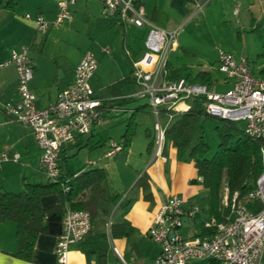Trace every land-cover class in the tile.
Here are the masks:
<instances>
[{
	"label": "built area",
	"instance_id": "1",
	"mask_svg": "<svg viewBox=\"0 0 264 264\" xmlns=\"http://www.w3.org/2000/svg\"><path fill=\"white\" fill-rule=\"evenodd\" d=\"M103 13L117 16L126 25L149 26L141 55H134L125 45V54L132 61V76L136 88L128 98H147L155 117L156 153L162 152L166 126L161 114L170 123L174 115L187 111L190 100L203 97L210 115L232 121H244L245 132L264 139V76L251 72L247 59L219 50L218 70L232 81L225 91H215L203 82H192L185 77L169 76L168 57L178 45V28H164L146 15L138 0H102ZM75 0H60L56 23L72 17L71 6ZM237 11V10H236ZM32 21L36 33L47 34L51 22L41 13L23 16ZM106 53L111 48L105 46ZM29 47L13 49L10 57L0 62V67L14 64L17 69L19 100L0 102L2 108L15 122L28 125L34 132L41 150V164L49 181H59L62 175L60 157L68 143L80 135L92 132L93 127L104 120L106 100L96 95L92 79L98 62L93 51L88 50L74 69L73 81L60 89L55 101L39 105L38 96L30 83L34 77V62ZM109 108V106L107 107ZM115 108V107H113ZM116 149L120 146L113 143ZM17 152L0 151L1 161H18ZM261 170L251 189L240 200L238 191L232 196L225 186L223 203L231 212L225 221L209 214L207 207L195 204L187 207L178 194L161 202L148 229L149 237L160 246L151 264H196V260L215 264H262L264 257V145L260 149ZM69 189V178L61 183ZM201 218L202 228L190 237L183 235L188 222ZM92 228L89 211L68 210L63 219V232L58 235L56 254L59 264H68L72 246L85 237ZM115 252L126 264L117 247Z\"/></svg>",
	"mask_w": 264,
	"mask_h": 264
},
{
	"label": "crops",
	"instance_id": "2",
	"mask_svg": "<svg viewBox=\"0 0 264 264\" xmlns=\"http://www.w3.org/2000/svg\"><path fill=\"white\" fill-rule=\"evenodd\" d=\"M55 1L56 7H46L45 2L35 1L32 7H28L25 10V13H21L19 7L14 10L0 8V62L10 57L13 49L30 48L34 62V77L30 86L37 94L38 102L41 106H46L55 101L59 90L73 81L74 69L81 57L73 60L69 66L63 67L61 71L60 66L50 63L49 57L53 56L47 52V48L57 33L71 28L77 20L87 19V22L93 27L92 37H95V34L98 36L106 32H114L119 35L120 28L118 25H122L123 34L125 35L123 43L125 42V45L132 49L134 55H141L136 49L137 42L134 40V34L131 36L133 38L132 43L129 41L130 27L133 25L124 24L117 16L105 15L103 13L102 0H75V3L71 6L72 17L66 20L67 22H63H66L64 27H62L63 23L55 22L59 12L60 0ZM138 2L144 5L147 17L154 23L164 28L178 29L179 25L183 23L182 18L187 16L191 10L190 7H192V14H194L198 7H243L246 2H250L246 7H255L256 5L254 1L251 2L250 0H203L202 3H199V0H138ZM26 13L31 15L41 13L51 22L50 29L43 39L38 40V34H36L33 22L23 17ZM135 27L137 28V26ZM102 48L98 57L93 51L98 60V67L91 83L96 95L108 101L103 109L104 120L96 124L91 133L80 135L74 142L64 146L60 157V165L63 172L68 174L77 173L88 168L103 167L108 170L111 182L117 177L122 167L131 163V157L136 158L138 161L147 159V164L141 166L140 170L135 168L134 172H138L136 181L142 172L147 173L148 182L152 190V200L144 198L143 190L136 185L133 176L128 180V185L134 182L133 187L136 188L127 197L133 199L130 207L124 210L119 204L101 202L100 207L106 210V213H100L97 216L92 230L109 234L111 223L127 220L128 227H133V231L128 236H109L108 238L110 248L108 264H124L115 252L114 247L118 248L126 264H151L154 257L159 253L160 246L149 237L148 229L161 202L172 194H178L184 199L187 207L195 204L203 205L202 200L207 192L203 185L202 177L198 175L194 161L180 159L176 147L172 144H166L159 154L156 153V145L151 152H147L150 138L146 134V129L140 134L139 130H137L136 136L129 147H123L122 141L113 142L120 146L119 149L105 148L102 150L101 147H98L103 144L102 138L97 135L99 133L98 128L111 122L108 114L118 110L126 112L131 109L132 112L136 106L131 105L127 97V94L134 90L132 85L126 87L124 94L117 97H114L115 95L111 93L108 96L101 94L100 90L104 86L109 89L111 83L123 78L133 69L131 58L128 57V62H117L115 66H109V68L104 70L101 62L103 54L106 52ZM129 62L131 65H129ZM171 67L179 70L176 65L171 64ZM111 71H114L118 76L115 79L108 80L107 77ZM181 77L185 76L181 75ZM213 80V84H210L212 87L217 84V79L214 76ZM19 98L16 66L9 64L0 67V102L7 100L17 101ZM112 99L125 103L112 105L110 104ZM108 106L109 108H107ZM167 122L166 119V126L169 124ZM147 127H150V125L147 124ZM124 131L121 133V137ZM153 132L156 134L154 125ZM113 143L112 146H114ZM0 151L20 154L18 161L8 160L0 162V189L19 192L23 189V180L31 183L48 181L42 169L41 150L33 130L28 125L13 121L1 105ZM81 154L83 155L81 156ZM77 158H79V161L75 164ZM61 160H63V163ZM112 186L118 191L115 185ZM59 201L60 196L57 193L44 195L41 198L43 207L52 206L59 203ZM110 214L113 215L109 216ZM200 221L201 218L198 216L193 222H188L183 230L187 226L192 227L194 225L195 227ZM16 230L17 223L15 221H0V264H59L56 254L58 236L40 234L34 246L32 260H24L13 254L18 244ZM206 263L207 261H204L203 264ZM68 264L100 263L97 254L93 255L91 261H89L85 252L78 245H74L68 253Z\"/></svg>",
	"mask_w": 264,
	"mask_h": 264
},
{
	"label": "trees",
	"instance_id": "3",
	"mask_svg": "<svg viewBox=\"0 0 264 264\" xmlns=\"http://www.w3.org/2000/svg\"><path fill=\"white\" fill-rule=\"evenodd\" d=\"M16 4V0H0V8L8 10H14ZM168 69L171 71L169 75L171 78L181 77L179 70L171 67L170 63ZM185 77L192 82L213 84L214 81L212 73L204 69ZM129 85L136 88L132 71L111 83L109 89L114 97H117L124 94L125 88ZM135 100L136 98H129L128 102ZM190 102V108L175 114L166 126L163 149L170 143L176 147L180 159L194 161L207 192L202 200L203 205L207 207L210 215L225 221L231 208L223 203V190L227 186L230 196L238 191L242 200L253 189L261 170L260 149L264 145V139L248 135L236 121L210 115L203 97H195ZM124 103L113 99L110 101L112 105ZM151 116L153 114L148 103H139L135 106L122 135L123 147H129L136 136L140 118ZM207 118L217 120L215 129L219 140L213 154H210L211 146L204 133V121ZM146 134L150 138L147 152H151L156 145V136L150 127L146 128ZM65 178H69L67 190L61 185ZM136 185L142 188L145 199L152 200V190L146 172L139 175ZM53 193L59 194V203L43 207L41 198ZM132 200L113 188L109 172L103 167L88 168L70 174L62 170L59 181L31 183L23 180V189L19 192L0 189V221L13 220L17 223L18 244L13 254L24 260H32L38 236L42 233L60 235L63 232V219L68 210L89 211L93 226L97 216L106 213V210L100 207L101 202L119 204L127 210ZM132 231L133 227H128L127 220L111 223L109 234L95 232L91 228L78 246L85 252L89 261L97 254L100 264H108L109 236H128ZM208 264L215 263L209 261Z\"/></svg>",
	"mask_w": 264,
	"mask_h": 264
},
{
	"label": "rangeland",
	"instance_id": "4",
	"mask_svg": "<svg viewBox=\"0 0 264 264\" xmlns=\"http://www.w3.org/2000/svg\"><path fill=\"white\" fill-rule=\"evenodd\" d=\"M16 1V7H19L21 13H25V10L28 7H32L35 1L45 2L46 7H56L55 0ZM202 1L199 0V3H202ZM250 1L255 2V7H246L250 2L244 3L243 7H198V10L194 14H192V7H190L191 10L187 16L182 18L183 23L179 25L178 46L170 51L168 63L176 65L182 76L195 74L200 69L211 71L214 78L217 79V84L212 87L215 91H225L232 85L233 81L227 79L225 74L218 70L220 49L231 52L238 58H246L251 72L256 76H264V0ZM235 10H237V13H235ZM66 22L62 24V27L66 25ZM118 26L120 28L119 35L114 32H106L98 36L95 34V37H92L93 27L87 22V19L77 20L71 28H64L65 31L57 33L49 43L47 52L53 56L49 57L50 63L57 64L62 71L63 67L69 66L73 60L79 57L82 58L88 50L94 51L96 57H98L99 53H101L100 49L103 46L111 48V52L103 54L101 63L104 70L109 68V66H115L117 62L127 61L129 56L125 54V42L123 43L125 35L123 34L122 25ZM130 29L132 31L130 30L129 41L132 43L133 38L131 36L134 34V40L137 42L136 49L139 51V54H142L149 26L141 28L131 26ZM36 34H38V40L46 36V34L42 33ZM129 65H131L130 62ZM117 76L118 74L111 71L107 79L112 80L117 78ZM100 92L103 96L112 94L107 86H104ZM147 102V98H136L130 104L138 105L139 103L144 104ZM131 113L130 109L126 112L118 110L108 114L111 122L98 128L99 133L97 135L99 138H102L103 142L98 147H101L102 150L105 148L115 149L112 143L122 141L121 133L125 130L126 119L129 118ZM124 118L126 119L124 120ZM166 119L167 117L161 114L164 126H166ZM154 121V116L140 118V124L137 127L139 134L146 129L147 124L153 129ZM216 121L211 118H207L204 121V133L211 146L210 154L215 152L219 140L215 129ZM236 124L240 128L245 126L244 121H237ZM78 161L79 158L75 160V164ZM141 161L131 157V163H128V166L122 167L117 177L111 181V184L118 188L117 192H120L126 198L136 189L133 187L138 176V172H134L135 168L140 170L141 166L147 164V159ZM61 162L63 163V160ZM133 176L134 182L128 185V180ZM112 215L110 214L109 216ZM201 228L200 221L195 227L194 225L192 227L187 226L182 232L185 237H190L196 231H200ZM195 262L198 264L204 263L201 260H196ZM262 264H264V257Z\"/></svg>",
	"mask_w": 264,
	"mask_h": 264
}]
</instances>
